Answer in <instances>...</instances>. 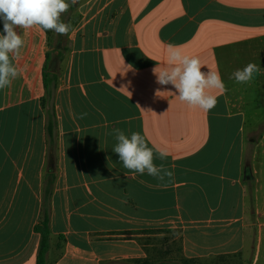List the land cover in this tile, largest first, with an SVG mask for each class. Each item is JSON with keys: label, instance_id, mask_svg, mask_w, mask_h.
<instances>
[{"label": "crops", "instance_id": "0c3cea01", "mask_svg": "<svg viewBox=\"0 0 264 264\" xmlns=\"http://www.w3.org/2000/svg\"><path fill=\"white\" fill-rule=\"evenodd\" d=\"M62 18L53 137L41 106L50 31L17 29L19 76L0 90V264H36L45 205V264H156L166 236L188 264H264V71L230 78L264 70V0H78ZM168 44L219 71L227 91L212 90L210 111L156 83ZM117 128L167 152L154 163L173 178L125 169Z\"/></svg>", "mask_w": 264, "mask_h": 264}, {"label": "clouds", "instance_id": "9594fccd", "mask_svg": "<svg viewBox=\"0 0 264 264\" xmlns=\"http://www.w3.org/2000/svg\"><path fill=\"white\" fill-rule=\"evenodd\" d=\"M77 3L78 0H0V20L3 21L0 33V90L10 87L19 76L13 59L19 57L24 41L17 29L36 27L44 32L54 31L57 35L66 36L72 30V25L66 23L62 16ZM167 63L168 67L159 72L153 69L156 83L161 86L172 85L177 98L191 107L210 111L217 104V96L211 94L212 90L219 93L227 91L218 70L202 71L200 59L184 55L177 45H167ZM127 69L133 70L131 65ZM260 71H264L260 64L250 62L242 69L235 70L230 78L236 83L246 84L252 80L254 73ZM130 86L131 82L121 85L120 89L131 98L127 90ZM161 92L157 90V93ZM112 135L116 140L112 151L118 155L125 169L141 176L147 174L160 182L173 178L174 173L163 163H154L157 158L165 160L167 152L160 151L158 156L154 155L138 132L127 135L117 128L113 129Z\"/></svg>", "mask_w": 264, "mask_h": 264}, {"label": "trees", "instance_id": "16d2710c", "mask_svg": "<svg viewBox=\"0 0 264 264\" xmlns=\"http://www.w3.org/2000/svg\"><path fill=\"white\" fill-rule=\"evenodd\" d=\"M53 53L49 52L46 56V64L43 72V83H44V97L41 99V106L46 112L47 116V131L50 138L53 137V130L55 123V112L51 101L54 98V91L56 89V76L49 72V66L51 61L56 57ZM49 194H47V197ZM46 197V199H47ZM47 202V201H46ZM34 232L40 236V243L37 253L36 264H45L46 255L49 250L50 241V229H49V215L47 205L43 207L42 214L36 226L34 227ZM189 261L182 260L183 264H188ZM147 261H135V264H144ZM160 264H177L172 261L160 262Z\"/></svg>", "mask_w": 264, "mask_h": 264}, {"label": "rangeland", "instance_id": "374dc122", "mask_svg": "<svg viewBox=\"0 0 264 264\" xmlns=\"http://www.w3.org/2000/svg\"><path fill=\"white\" fill-rule=\"evenodd\" d=\"M50 52L53 53L55 50V47L57 45V34L54 31H50ZM250 148V147H249ZM162 237V236H161ZM169 237L171 240H173V244L170 245V249L167 253L164 254H157L154 256V262H156V264H158V262H161L165 259H173L175 262L179 263V264H183L182 260L180 259V254L178 251V243H177V236H166ZM160 239V238H159ZM162 242H159L157 245H155V247L157 249H160V251H165L164 247H161Z\"/></svg>", "mask_w": 264, "mask_h": 264}, {"label": "water", "instance_id": "95a60500", "mask_svg": "<svg viewBox=\"0 0 264 264\" xmlns=\"http://www.w3.org/2000/svg\"><path fill=\"white\" fill-rule=\"evenodd\" d=\"M56 66H57V61L56 59H53L50 63V66H49V72L50 73H55L56 71Z\"/></svg>", "mask_w": 264, "mask_h": 264}]
</instances>
